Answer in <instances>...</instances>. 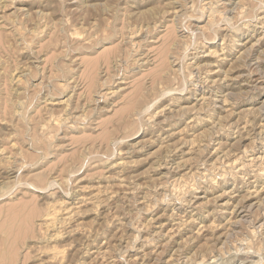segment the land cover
I'll list each match as a JSON object with an SVG mask.
<instances>
[{"label": "rangeland", "instance_id": "374dc122", "mask_svg": "<svg viewBox=\"0 0 264 264\" xmlns=\"http://www.w3.org/2000/svg\"><path fill=\"white\" fill-rule=\"evenodd\" d=\"M241 3L0 0V264L31 263L26 246L38 239L45 203L71 202L91 187L110 194L82 207L77 219L92 236L63 238L74 246L66 264L85 263L88 243L106 246L112 264L262 263L264 159H246L264 150V0ZM209 49L225 59L213 62ZM23 65L14 85L11 74ZM64 98L65 108L48 102ZM121 156L127 165L118 172L111 163ZM182 158L186 167L177 166ZM9 167L15 172L6 178ZM180 175L188 187L177 183ZM171 213L195 220L167 241ZM210 222L215 231L201 227Z\"/></svg>", "mask_w": 264, "mask_h": 264}, {"label": "bare ground", "instance_id": "6f19581e", "mask_svg": "<svg viewBox=\"0 0 264 264\" xmlns=\"http://www.w3.org/2000/svg\"><path fill=\"white\" fill-rule=\"evenodd\" d=\"M2 1V0H1ZM187 1V0H186ZM242 0H238L239 3H241ZM209 2V1H208ZM173 3V2H172ZM178 3V4H177ZM203 3V2H202ZM181 4V3H180ZM179 2H175V4L171 7V10H173V12H177L178 11V8H179ZM207 4V3H206ZM209 4V3H208ZM212 5V3H211ZM208 6V7H211ZM239 5V4H238ZM203 6V5H202ZM241 6L243 7L244 5H242L241 3ZM240 6V7H241ZM204 7H206L204 5ZM1 8V7H0ZM203 9V8H202ZM206 9V8H205ZM209 9V8H208ZM211 9V8H210ZM238 9V8H237ZM181 11V10H180ZM210 11V10H209ZM217 11V10H215ZM171 12V11H170ZM164 13V11H163ZM162 13V14H163ZM211 13H209L210 15ZM23 15V14H21ZM3 16V15H2ZM260 17V16H259ZM207 18V17H206ZM22 19V18H21ZM32 19V18H31ZM36 19V17H35ZM43 19V18H42ZM261 20V18H259ZM20 21V20H19ZM38 21V20H37ZM52 21V20H51ZM33 22V21H32ZM40 22V21H39ZM42 22V20H41ZM154 22V21H153ZM13 23V22H12ZM36 23V22H35ZM106 23V22H105ZM243 23V22H242ZM261 23V25H263L264 23V20L259 22ZM14 24V23H13ZM22 24V23H21ZM42 24V23H41ZM39 24V25H41ZM249 24V23H248ZM36 27V29L34 31H37L35 33L37 34H41L43 32V29L45 28V25L46 24H42L41 26ZM24 26V25H23ZM26 26V25H25ZM36 26V25H35ZM50 27V26H49ZM52 27V26H51ZM264 27V25H263ZM26 28V27H25ZM18 29V28H17ZM74 29V28H73ZM132 29V28H131ZM45 30V29H44ZM78 30V29H77ZM137 30V29H136ZM238 30V29H237ZM20 31V30H19ZM24 31V30H23ZM70 31V30H69ZM138 32V31H136ZM17 33V32H16ZM76 34H78L79 32L75 31ZM131 33H135V30L133 29L131 31ZM23 34V33H22ZM43 34V33H42ZM72 34V33H71ZM21 35V34H20ZM33 36V35H32ZM75 37V36H74ZM131 37V36H130ZM263 37V36H262ZM235 38V37H234ZM232 39V38H230ZM260 39V38H259ZM262 39V38H261ZM257 40V39H256ZM226 41V40H225ZM228 42V41H227ZM258 42V41H257ZM262 42V41H261ZM25 43V42H24ZM30 42H28L29 44ZM225 43V42H224ZM203 44V43H202ZM226 45V44H225ZM224 45V46H225ZM231 45H232V42H231ZM230 45V46H231ZM222 46V45H221ZM228 46V44H227ZM221 48V47H220ZM231 48V47H230ZM227 50V49H226ZM231 51V50H230ZM219 49H209L207 53V56H210L211 58L213 57L214 61L213 62H221L223 61L225 58L224 54L222 51L219 53ZM205 53V54H206ZM193 62V61H192ZM25 63H26V60H25ZM22 64V63H21ZM214 64V63H212ZM220 64V63H219ZM28 65V64H27ZM200 65V64H199ZM209 65V64H207ZM20 66V65H19ZM24 68L22 67L21 71L18 72L17 74H14L12 73V78H11V81L12 83L15 85L19 84V82L21 81V76L24 75L23 72L26 71L25 69V65H23ZM212 66V65H211ZM30 67V66H29ZM196 67H198L196 65ZM207 67V66H206ZM21 68V67H20ZM218 68V66H217ZM200 69V67H199ZM202 69V68H201ZM207 69V68H206ZM250 69V68H249ZM199 71V70H198ZM210 70H206V73H205V77L206 78H209L210 77ZM14 72V71H13ZM224 74V73H223ZM213 77V76H212ZM261 79V78H260ZM210 80V79H209ZM212 82L214 80H211ZM66 83V82H65ZM61 84V83H60ZM13 86V85H12ZM64 86V84H63ZM66 87V86H65ZM64 89V87H62ZM109 89V88H108ZM17 90L18 89H15L16 91V94L17 93ZM14 91V92H15ZM65 93V92H64ZM109 93V92H107ZM201 96V95H200ZM45 97V96H44ZM47 97V96H46ZM204 97L205 96H201V98L199 97V100H202V101H205L204 100ZM173 99V98H172ZM197 99V98H196ZM223 99V98H222ZM18 101V100H17ZM46 101H47V98H46ZM49 103H51L52 105L55 104L57 106H61L63 108H65L66 106V102H67V99H59V100H48ZM22 103L23 101L19 99L18 101V104H13L15 105L14 108H12V111L14 110V113L16 114H19L20 113V108H22ZM177 104V103H176ZM202 104V103H201ZM54 106V105H53ZM60 107V109L62 110V108ZM56 108V107H55ZM59 109V110H60ZM184 109V108H183ZM198 109V108H197ZM229 109V108H228ZM245 109V108H244ZM48 110V109H47ZM56 110V109H54ZM185 110V109H184ZM201 110V109H200ZM250 110V109H249ZM58 111V110H57ZM66 111V110H65ZM188 111V110H187ZM246 111V110H245ZM248 111V110H247ZM156 112V111H155ZM193 112V111H192ZM226 112V111H225ZM229 112V111H228ZM60 113H62L60 111ZM66 113V112H64ZM159 113V111H158ZM195 113V112H194ZM197 113V112H196ZM247 113V112H246ZM234 114V113H233ZM51 115V114H50ZM60 115V114H59ZM67 115V113H66ZM248 115V114H246ZM56 116V115H55ZM63 116V115H62ZM65 116V115H64ZM151 116V115H150ZM165 116V115H164ZM194 116V115H193ZM60 117V116H58ZM69 117V116H68ZM67 117V119H68ZM198 117V116H196ZM48 118V117H47ZM54 118V117H53ZM63 117H61L62 119ZM65 118V117H64ZM239 118V117H238ZM56 119V118H55ZM61 119H56V120H53V121H59ZM197 119V118H196ZM150 120V119H149ZM62 121V120H61ZM65 121V120H64ZM156 121V120H155ZM174 121V120H173ZM190 121H194L193 119H191ZM196 122V121H195ZM194 122V124H196ZM199 122V121H198ZM212 122V121H211ZM231 122V121H230ZM250 122V121H249ZM60 123V122H59ZM63 123V122H62ZM69 123V122H68ZM71 123V122H70ZM67 124V123H66ZM193 124V123H192ZM212 124V123H211ZM240 124V123H239ZM231 125V124H230ZM248 125V124H247ZM185 126V125H184ZM246 126L245 125V122H243L242 126L241 127H244ZM191 127V126H190ZM264 127V123H259L258 124V128L259 129H263ZM226 128V127H225ZM230 128V127H229ZM180 129V128H179ZM244 129V128H243ZM177 129H175L176 131ZM188 130V129H187ZM10 131V130H9ZM167 131V130H166ZM257 131V130H256ZM259 131V130H258ZM263 131V130H262ZM15 132V131H14ZM231 132V131H230ZM177 134L181 135V130H178ZM183 134V133H182ZM5 136V135H4ZM175 136V135H174ZM191 136V134H190ZM167 137V136H166ZM186 137V136H185ZM202 137V136H201ZM184 139V137H182ZM188 138V137H187ZM191 138V137H190ZM178 139V138H177ZM186 139V138H185ZM189 139V138H188ZM192 139V138H191ZM190 139V140H191ZM200 139V138H199ZM169 140V139H168ZM170 141V140H169ZM180 141V140H179ZM182 141V140H181ZM205 141V140H204ZM252 140H250L251 142ZM184 142V141H183ZM186 142V141H185ZM196 142V141H194ZM259 142V141H258ZM11 143V146L15 147V143L14 142H10ZM164 143V142H163ZM166 143V142H165ZM190 143V141H189ZM161 144V143H159ZM185 144V143H184ZM261 144V143H260ZM167 145V144H166ZM183 145V144H181ZM186 145V144H185ZM189 145V144H188ZM197 145V143H196ZM197 147V146H196ZM243 148V147H242ZM188 149V148H187ZM190 149V148H189ZM197 149H199L197 147ZM217 149V148H216ZM264 149V148H263ZM1 150V149H0ZM261 150V149H260ZM233 151V150H232ZM1 152V151H0ZM189 152V150H188ZM192 152V151H191ZM216 152V151H215ZM186 154V153H184ZM229 155V154H228ZM248 155V154H247ZM186 156V155H185ZM242 156V155H241ZM249 157H247L246 161L247 163L249 162H253L255 160H261V159H264V150L261 151V152H257V153H250L248 155ZM3 157V156H2ZM227 157V156H226ZM126 158V157H125ZM173 158V157H172ZM217 158V157H216ZM220 159V158H219ZM245 159V158H244ZM225 161V160H224ZM238 161V160H237ZM176 162V161H175ZM187 162V158L186 159H181L179 160L178 162H176L179 166V167H183L185 166L186 164H188ZM216 162V161H215ZM243 162V161H242ZM242 162H240V165L243 167L244 164H242ZM264 162V160H263ZM110 163V162H109ZM259 163V162H258ZM6 164V163H5ZM24 164V163H23ZM160 164V163H159ZM212 164H214L212 162ZM250 164V163H249ZM252 164V163H251ZM250 164V165H251ZM127 165V161L124 160V158H119L118 160L114 161L111 163V167H115L117 168V171H118V168L119 169H123V167H125ZM174 165V164H173ZM192 165V164H191ZM211 165V164H210ZM235 165H237V162L234 160L232 162V167H234ZM246 165V163H245ZM161 166V165H160ZM223 166V165H222ZM241 166L239 167V169L241 168ZM253 166V165H252ZM7 167V166H6ZM109 167H110V164H109ZM157 167V166H155ZM178 167V168H179ZM186 167V166H185ZM254 167V166H253ZM126 168V167H125ZM159 168V167H158ZM190 168V167H189ZM194 169V168H193ZM227 169V168H226ZM234 169V168H233ZM238 169V170H239ZM244 169V168H243ZM155 170V169H154ZM200 170V169H199ZM199 170H192L194 172H191L188 171V173H190V175H194L195 173H201V171ZM209 170V168H208ZM216 170V169H215ZM225 170V169H224ZM237 170V169H235ZM260 170V169H259ZM6 174L8 177L6 178H9L11 174H13L15 172V170H13V168H8L6 170ZM228 171V170H227ZM119 172V171H118ZM121 172V171H120ZM209 172V171H208ZM218 172V171H217ZM239 172V171H238ZM253 173V171H251ZM262 172V171H261ZM122 173V172H121ZM203 173V171H202ZM211 173V172H209ZM233 173V172H232ZM256 173V172H255ZM187 174V173H186ZM185 174V175H186ZM215 174V173H214ZM197 175V174H196ZM205 175V174H204ZM260 174H257V176H259ZM195 176V175H194ZM216 176V175H215ZM164 177V176H163ZM178 177V176H177ZM176 177L175 180H177V183H182V184H185L186 186V180L184 178V175H180L178 178ZM190 177V176H188ZM204 177V176H203ZM201 178V177H200ZM205 178H208V177H205ZM114 179L115 181H117V186H123L124 185V181H123V178H121L120 174H117L116 176H114ZM197 179V178H196ZM210 179V178H209ZM208 180V179H207ZM213 180V179H212ZM3 181V180H2ZM2 181H0L2 183ZM174 181V180H173ZM163 182V181H162ZM169 182V181H168ZM221 182V181H220ZM257 182V181H256ZM5 183V182H4ZM126 184V183H125ZM176 184V183H175ZM202 184V183H200ZM114 185V183H113ZM192 185V184H191ZM164 186V185H163ZM195 186V185H194ZM197 186V185H196ZM264 186V185H263ZM94 187V186H93ZM96 187V186H95ZM99 187V186H98ZM101 187V186H100ZM127 187V186H126ZM125 187V188H126ZM140 187V186H139ZM148 187V186H147ZM188 187V185L186 186ZM90 188V187H89ZM106 188V187H105ZM110 188V187H109ZM162 188V186H161ZM178 188V187H177ZM197 188V187H196ZM264 188V187H263ZM86 189V188H85ZM183 189V187L181 188ZM186 189V188H185ZM107 190V189H106ZM113 190V189H112ZM116 190V188H115ZM178 190V189H177ZM187 190V189H186ZM262 190V188H261ZM151 191V190H150ZM223 191V190H222ZM260 190L259 189H252V190H247L246 193L248 195H254V194H257ZM108 192V191H107ZM105 192L104 190H101L100 188H92L91 189H86V192L83 194H81L79 197H77L76 200H73V201H65V200H61V199H52L48 202L45 203V206L43 207L44 209V212L42 214H40V217L37 221V226H38V239L34 242H32L31 244H27V249L29 250V252L31 253V257H32V260H31V263L29 264H66L69 260V258H67V251L70 250V249H73L74 246L72 244V241L70 242H65L63 240V238L67 235H71V234H80V235H83L86 239H90V237L92 236V230L91 229H85L83 228L81 222L77 219V217L80 215V212H81V209L82 207H84L85 205H90L92 206V208L96 207L99 203L102 204V202L105 200V198L108 197V194L110 193H107ZM110 192V191H109ZM115 192V191H114ZM185 192V191H184ZM107 193V194H106ZM112 193V192H111ZM122 193V192H121ZM124 193V192H123ZM126 193V191H125ZM132 193V192H131ZM114 194V193H113ZM163 194V193H162ZM225 193H221L219 195H216L215 198L219 199V198H222V196L224 195ZM110 197H112L111 195H109ZM135 196V195H134ZM228 196V195H227ZM246 196V195H245ZM182 197V196H181ZM131 199V198H130ZM214 199V198H213ZM123 202V200H122ZM144 206L146 207L145 210H147L146 212H149V202L147 203V201L145 199H143L141 201ZM208 202V200H207ZM239 202V201H238ZM198 203V202H197ZM201 203V202H200ZM125 204V203H124ZM225 201L224 202H221L219 205L223 206L225 205ZM228 204V203H227ZM253 205V203H251ZM258 205V204H257ZM181 206V205H180ZM196 206L201 210L202 209V204H195L194 205V208L196 209ZM235 206V205H234ZM87 207V206H86ZM119 210V209H118ZM173 210V209H172ZM259 212V211H258ZM109 213V212H108ZM210 213V212H209ZM168 217V216H167ZM104 218V216H103ZM150 218V217H149ZM110 219V218H109ZM148 219V218H147ZM170 219L169 221L171 223L170 226L168 228H166L164 234L162 235L164 239H170L171 236L175 233V232H178V230H180V227L183 226L184 224L186 223H191L192 221L194 222V218L192 217H189V218H183V217H176L173 213H171L169 215V218ZM104 222H106V224H108V218H104ZM112 220V219H111ZM153 219H149L147 220V224L151 223ZM157 220V219H156ZM229 220V219H228ZM110 221V220H109ZM151 221V222H149ZM167 221V219H166ZM236 221V220H235ZM154 222V221H153ZM158 223V222H157ZM142 224V223H141ZM145 224V223H143ZM152 224V223H151ZM156 224V222H155ZM251 224V223H250ZM110 225V224H108ZM159 226V229H161V227H163L164 223H161V224H158ZM118 226V225H117ZM142 226V225H141ZM145 226V225H144ZM167 226V225H166ZM206 227L205 229L209 230V231H215L216 230V224H213V222H210L209 224L207 225H204V224H201V227ZM251 226V225H250ZM260 226H262L260 224ZM119 227V226H118ZM147 227V226H146ZM202 227V228H203ZM233 228V227H232ZM29 229V228H28ZM27 229V230H28ZM158 229V228H157ZM199 230H200V227H198V229L196 230V233H199ZM92 231V232H91ZM256 231V230H255ZM223 232V231H222ZM252 232V231H251ZM260 232V231H259ZM163 233V232H162ZM28 234V233H27ZM35 234V233H34ZM33 234V237L36 236V234L34 235ZM255 234V233H254ZM260 234V233H259ZM149 235V234H148ZM24 236V235H23ZM32 236V235H31ZM37 237V236H36ZM147 238V237H146ZM149 238V237H148ZM153 238V237H152ZM162 238V239H163ZM95 239V238H94ZM93 239V240H94ZM98 239V238H97ZM97 241V240H96ZM146 243L145 244H151L149 239H146ZM242 241V240H241ZM228 242V241H227ZM259 242V241H258ZM108 243V242H107ZM126 243V242H125ZM185 243V242H184ZM204 243H207V242H204ZM247 243V242H246ZM99 244V243H98ZM145 244H143L145 246ZM154 244V243H153ZM158 244V243H157ZM248 244V243H247ZM261 244V243H260ZM259 244V245H260ZM263 244V243H262ZM261 244V245H262ZM87 247H85V249L83 250V254L84 256H86V262L84 263V258L82 259V261H79V260H75V261H72V264H112V261L109 260L107 258V254H108V250L106 248V246H100V247H93L92 245H89L86 244ZM150 246V245H149ZM152 247V246H151ZM184 247V246H183ZM250 247V246H249ZM143 248V247H142ZM178 248V247H177ZM180 248V247H179ZM263 248V246H258V249H261ZM262 250V249H261ZM264 250V249H263ZM75 251V250H73ZM150 251V250H149ZM145 252V251H144ZM260 252V251H259ZM73 253V252H72ZM258 253V252H257ZM263 253V252H262ZM69 254V253H68ZM74 254V253H73ZM72 255V254H71ZM261 255V254H260ZM135 256V255H134ZM189 256V255H188ZM71 257V256H70ZM28 258V257H26ZM132 258V256H131ZM137 258V257H136ZM203 258V257H202ZM26 260V259H25ZM71 260V259H70ZM81 260V259H80ZM135 261V260H134ZM196 261V260H195ZM203 261V260H202ZM69 263V262H68ZM166 263H170V259L168 258L166 260ZM137 264V263H136ZM261 264H264V259L262 261Z\"/></svg>", "mask_w": 264, "mask_h": 264}]
</instances>
